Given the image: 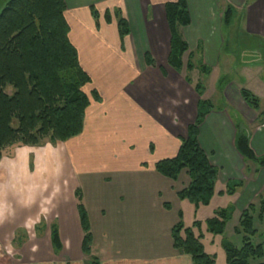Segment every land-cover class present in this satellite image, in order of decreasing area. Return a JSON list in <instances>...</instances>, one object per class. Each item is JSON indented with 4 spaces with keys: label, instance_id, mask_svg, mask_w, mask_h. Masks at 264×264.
Listing matches in <instances>:
<instances>
[{
    "label": "crops",
    "instance_id": "obj_1",
    "mask_svg": "<svg viewBox=\"0 0 264 264\" xmlns=\"http://www.w3.org/2000/svg\"><path fill=\"white\" fill-rule=\"evenodd\" d=\"M177 1L65 0L70 41L91 78L85 92L89 96L96 92L99 101L91 99L80 136L3 152L0 264H83L87 256L82 252L77 191L82 193L91 226L92 256L99 264H193L191 257L174 249L172 239L173 228L194 207L178 197L189 186V175L184 171L172 181L155 168L158 162L177 156L197 116L199 99L168 65L171 34L165 5ZM186 1L191 24L180 28V34L194 61L211 68L209 76L221 65L227 7L234 10L233 20L248 14L247 34L264 36V0ZM93 6L120 9L131 34L122 42L116 24L114 34L95 21ZM116 35L119 47H112ZM234 48L226 47V54ZM252 48L242 47L243 51ZM147 55L154 67L147 64ZM227 86H223L224 103L237 106L248 125H255L258 112L235 92L238 89L240 94L241 89ZM236 136L229 113L215 109L200 127L199 144L221 170L212 202L227 196L220 193L228 181L240 178L243 187L230 197L235 211L238 205L244 211L249 201L238 198L252 186L242 176L246 163L235 148ZM249 138L255 154L263 156L264 123ZM257 173L252 182L260 176Z\"/></svg>",
    "mask_w": 264,
    "mask_h": 264
},
{
    "label": "trees",
    "instance_id": "obj_2",
    "mask_svg": "<svg viewBox=\"0 0 264 264\" xmlns=\"http://www.w3.org/2000/svg\"><path fill=\"white\" fill-rule=\"evenodd\" d=\"M5 3L0 10V161L8 148L20 146L39 147L46 143L66 142L83 133L84 122L91 99L99 101L96 92L87 95L85 88L91 84L90 76L82 69L76 48L70 41V27L65 17V0H0ZM92 16L99 21L100 15L92 7ZM166 19L171 41L168 65L176 72L183 69V56L189 52V45L180 34V28H187L191 18L186 0L169 2L165 5ZM234 10L227 7L223 14L224 26L229 27ZM105 22L116 23L120 40L131 34V28L120 9L106 10ZM188 72L198 69L205 77L211 68L203 61L194 65V54L190 53ZM149 66H155L148 55ZM190 83V78L187 77ZM224 81L221 86H224ZM204 87L199 84L196 92L202 98ZM244 103L253 111H260V100L249 90L241 89ZM217 108L210 100L198 102L197 116L188 127V137L182 140L177 156L156 164V171L163 177L177 181L187 171L190 184L178 193L180 200L188 201L196 209L207 207L216 194V184L221 170L212 164L210 156L199 144V130L206 117ZM264 117V113L260 114ZM263 124V123H262ZM235 148L245 163H252L264 169V155L257 156L251 148L245 128L237 127ZM243 181L226 184L221 195L233 196L242 188ZM78 211L84 239L82 252L90 257L89 264H99L92 256L93 235L87 211L82 203V193H76ZM264 212V199L261 202ZM254 205L241 214L235 232L242 235L243 246L235 248L228 241L223 247L227 264H251V260L264 258V246L253 245L256 236L252 212ZM235 207L218 211L206 221L207 232L223 235L232 220ZM182 217V215H181ZM263 220V215H260ZM199 232V235L195 233ZM56 230L53 241L56 242ZM201 223L194 222L186 228L180 221L172 231L173 247L179 253L189 256L193 264H216L215 258L205 251L201 239ZM264 239V236H263ZM59 248V245H55Z\"/></svg>",
    "mask_w": 264,
    "mask_h": 264
},
{
    "label": "rangeland",
    "instance_id": "obj_3",
    "mask_svg": "<svg viewBox=\"0 0 264 264\" xmlns=\"http://www.w3.org/2000/svg\"><path fill=\"white\" fill-rule=\"evenodd\" d=\"M252 1L254 2V0H251V3ZM4 4L5 3L0 2V10L4 8ZM95 9L98 11L100 15V19H99L100 24H102L103 27L105 26L106 30L110 31L113 29L112 32H114L115 34L114 25L116 23L113 22L112 24H110L111 26H109L106 24L104 19V13L107 9L96 8V7ZM108 10H113V9H108ZM235 13L236 15L238 14L237 16L240 15L239 10H237ZM247 15L248 14L244 13V15L240 16V18L237 17L235 20L232 21L231 26L227 27V29L225 30L226 33L225 39L227 41L224 52L221 54V58H220L221 65L218 68L214 69V72L211 76L204 77L199 70H198L199 72H194V71H192L191 73L188 72L187 64L190 61L189 59L190 52L186 53L183 56L182 59L183 69L181 72H177V73L179 74L180 83H182L186 87L187 91L195 97V100L197 98L199 100L203 98L204 100L209 99L211 102L216 104L217 110L221 112L223 110L227 111L229 113L230 118L236 124V127L242 126L243 128L246 129L249 135L250 133H253L257 127L262 126V123H264V117L260 116L261 113H264V68H261V66L264 64V36L257 37L249 33L247 34L245 29V23L249 22ZM99 21L96 22L98 23ZM222 26L225 27L224 23H222ZM118 41H119L118 37L116 38V41L113 40L112 47H119ZM226 47H236L234 48L235 52H232L231 54H226L227 53ZM242 47H253V48L251 51H243ZM260 48L263 49V52L262 51L259 52L258 49ZM199 62L201 61L196 60L193 63L194 65L196 64L198 65ZM187 77L190 78V83L187 82L186 80ZM222 81L225 82L224 86L228 85L227 87L230 89L239 88V89L249 90L260 100V111H258L259 117L255 125H248V123L241 116L240 110L237 106L235 107L234 104L230 105L227 101L226 102L229 105L227 103H224L223 100L224 87L221 86ZM199 84H201L205 89L202 98L196 92V87ZM235 92L238 93V95H240L238 89H236ZM197 110H198V104H197ZM252 119L254 118L252 117ZM187 137H188V132H187ZM224 168L225 170H227V167ZM256 169H258L257 171L258 173L256 172ZM259 169L260 168L258 165L252 163H246L245 170L242 171V176L248 178L247 185L249 187L252 186V190H250V192L247 195L243 197L240 196L238 200L243 198L246 199L247 202L249 201L247 208L251 205H254L252 217H253V226L256 231V236L252 238V242L253 245L255 246L258 245L264 246V239H263L264 212L261 213V208H262L261 202L264 199V169L261 170L262 173H260L261 171L259 172ZM255 172L258 174V176L259 175L260 176L258 177L257 180H255V182H252L254 179H256L253 177L256 174ZM240 181H241L240 178H236V180H231V182H240ZM225 189L226 188H224L223 190L226 191ZM233 202L234 201L229 195L223 198L217 197L213 202H211L209 206L199 207L201 208L199 212H197L199 208L194 209V207H191L190 211H185L184 220H181L183 221V224L185 225L186 228L192 227L194 222L201 223V233L203 235V238L201 239L202 244L204 245L207 254L215 258L216 264H227L226 254L223 247L224 241H228L237 249H240L243 246L242 235H238L235 232L236 228L239 225V220L243 212L239 205L236 207V211L233 215V218L227 224L223 235L216 236L207 232L206 221L209 220L210 218H213L218 211L227 209L230 206H232L234 204ZM260 215H263V220L260 218ZM195 233L199 235V232L197 230H195ZM84 258L86 260H84ZM89 258L88 256L83 257L84 260L83 264L90 263ZM251 264H264V258L261 260H251Z\"/></svg>",
    "mask_w": 264,
    "mask_h": 264
}]
</instances>
